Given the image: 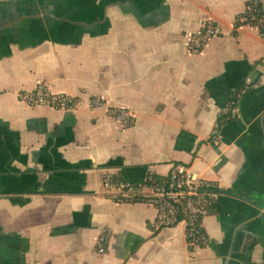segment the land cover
<instances>
[{
  "label": "crops",
  "instance_id": "crops-1",
  "mask_svg": "<svg viewBox=\"0 0 264 264\" xmlns=\"http://www.w3.org/2000/svg\"><path fill=\"white\" fill-rule=\"evenodd\" d=\"M248 1L0 0V264H264V38L235 25ZM206 20L223 34L193 54L186 35ZM39 83L76 105L23 102ZM176 164L219 187L206 246L104 190L107 172L164 181Z\"/></svg>",
  "mask_w": 264,
  "mask_h": 264
},
{
  "label": "built area",
  "instance_id": "built-area-1",
  "mask_svg": "<svg viewBox=\"0 0 264 264\" xmlns=\"http://www.w3.org/2000/svg\"><path fill=\"white\" fill-rule=\"evenodd\" d=\"M260 1V0H259ZM259 1L255 5H247L243 12L255 13ZM261 2V1H260ZM242 22L248 27L264 31V17L253 25L255 17L242 16ZM223 34V29L212 20H206L202 27L186 35L189 51L200 54L213 40ZM20 99L31 106H48L54 109H68L76 105L73 97L67 94H56L45 83H39L29 92L22 93ZM104 101L94 98L92 107H100ZM110 115L123 127H131L134 116L126 109L114 107ZM222 129L217 123L213 129L211 142L219 146L222 143ZM103 186L109 199L116 203H146L156 209V225L158 228H169L181 222L187 225L188 241L191 245H207L209 237L203 230L202 213L217 203L219 187L216 183L201 178L191 172L184 164H176L164 181H159L153 172H150L143 181L123 179L116 173L107 172L103 176ZM109 242L108 230H103L96 243V252L104 254Z\"/></svg>",
  "mask_w": 264,
  "mask_h": 264
},
{
  "label": "trees",
  "instance_id": "trees-1",
  "mask_svg": "<svg viewBox=\"0 0 264 264\" xmlns=\"http://www.w3.org/2000/svg\"><path fill=\"white\" fill-rule=\"evenodd\" d=\"M259 1V0H250L247 2V5H255V2ZM255 8L257 9V12L255 13H241L238 18L236 19L235 25L237 28L243 27L248 25V23L246 22H242L240 19L242 16H246V17H255V21L252 22L253 25H256L259 23V19L261 17H264V4L262 2L259 1L258 5L255 6ZM261 34L264 35V31H261ZM243 90V87L238 89V91L235 93L234 98L224 107L223 111L220 113L219 115V119H218V124L220 126V128L223 130V128L226 126L227 123L236 120L237 119V110H238V101H239V97L240 94ZM220 192V190H219ZM216 205L217 203L213 204L212 206H210L207 211L202 213V217H201V221H203V218L212 210L216 209ZM205 246V245H202Z\"/></svg>",
  "mask_w": 264,
  "mask_h": 264
}]
</instances>
